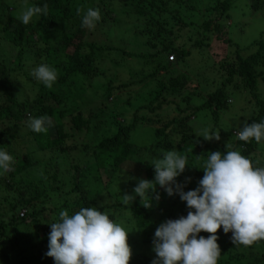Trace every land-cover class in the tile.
I'll return each instance as SVG.
<instances>
[{
    "label": "rangeland",
    "instance_id": "1",
    "mask_svg": "<svg viewBox=\"0 0 264 264\" xmlns=\"http://www.w3.org/2000/svg\"><path fill=\"white\" fill-rule=\"evenodd\" d=\"M33 1L7 0L0 2V32L7 26L11 18L19 19L21 10L33 5ZM72 1L81 9V16L90 7L100 11V20L94 28L88 29L81 26L83 42L87 45L95 43L97 46L117 48L116 51L98 59L99 74L95 79L91 81L81 74H71L67 78L68 82L61 84L60 79L67 76L65 66L68 65L61 53L58 54L59 58L53 65L49 64L57 69L58 78L50 88L45 87L43 83L34 78L32 71L37 65L46 63V58H38L37 53L33 52L27 56L26 65L18 68L14 63L17 50L7 48L6 46H9V43L1 38L0 63L7 65L9 79L13 82L16 96L21 102L36 104L43 94L59 93L60 99L56 103L59 110L67 114L66 120H68L70 114L77 113L80 110L85 112L86 116H97V120L91 125L89 132L75 137L74 141L67 142L65 145L51 150L42 151L30 144L34 140L29 134L30 129L27 127L26 122L25 125L16 126L7 121L5 116L0 115V147L13 158L16 155L23 154L32 156L34 167L18 177V180L31 182L43 179L45 184L48 185L52 181H47V177L56 174L59 181L65 183L64 191L73 188L72 184L69 186V182H76L75 176L78 175V171L72 167H78L80 176H78L77 182L79 184L83 183V186L92 193V197L97 203L95 207L103 209L104 212L110 215V218L120 223L129 232L127 242L132 250L130 259L132 264H151L155 256L152 251V240L156 227L165 221L166 216L171 212H177L181 215V210L185 205L177 195H173L171 198L165 197L166 193L164 191L163 194L153 190L151 193H145L142 198L133 192L137 180L140 179L141 169L148 163H153L154 153L145 151L141 156H136L127 161L115 172H113L112 161L106 171L94 172V169L89 172L90 176L82 177V174L86 168L95 164L93 159L94 148L104 139L115 136L117 132L116 121L125 119V124H131L136 115L135 110L143 104L150 103L151 93L158 85L156 81L148 80L145 77L153 74L157 67L167 65V58L170 61L171 55L164 54L161 59L158 58L157 64H151L146 60H139L137 57L128 58L123 54V51H126L137 56L151 51H162L161 47L151 49L150 42L153 40V36L145 31L146 18L144 16L139 17L132 6L112 0ZM224 1L153 0V4L162 9V12L159 13L156 10L154 13L152 12L159 21L162 23L165 21L177 23L180 19L182 23L187 25V27H176V36L178 37L176 45L187 47L191 51V56L183 62L171 66L173 68L171 72L175 73L174 75L184 74L188 78L185 91H183L180 98H176L181 109H186L188 106L203 105L208 95L221 88L222 83L228 80L230 76L229 69L235 63L236 54L240 52L244 57H247L254 53L259 45L264 44V0H262V4H258L256 11L251 7V0H234L232 8L227 12L228 19L221 16V9H219ZM145 5L149 7L146 2ZM223 18L225 21H223ZM207 23L210 24L208 29L205 30ZM218 25H221L222 33H217L216 28ZM70 30L65 22L56 24V29L51 34L46 35L47 46L52 49L56 48L63 35L70 33ZM167 75L170 76L166 71H162L156 80L161 81L164 79L166 83L168 82ZM1 79L2 72L0 70V81ZM239 80V78H235L233 84L230 85L229 108L221 113L218 126L228 136L233 135V138L229 141L234 142L237 149H240L241 141L234 136V133H237L243 124L249 120L254 106L244 98V94L241 92L242 89L236 90V87L241 85ZM126 82L131 84L128 90L111 91L113 87ZM259 89L260 94L263 96V81L260 82ZM233 91L237 93H232ZM238 91L243 95L239 94ZM169 98L172 99L168 96ZM129 102L130 104H128ZM9 104L6 92L0 90V105L6 108ZM177 114V107L166 106L163 109L162 116L171 120ZM137 116L147 119L153 117L148 110L140 111ZM58 124L56 120L49 121L45 131V142L57 138L56 125ZM141 126L142 124H139V130L131 135V141L144 147L148 146L153 140L154 129L151 128L153 125L149 127ZM191 126L201 136H204L205 132L210 135V131L214 127V121L211 119L209 112L198 113L191 120ZM179 140V138L176 140L177 144ZM262 153L264 154L263 151ZM262 153L258 151L257 155L259 156ZM187 161L189 162V160ZM7 172L0 171V179ZM93 175L99 177V183L93 180ZM181 177L183 178L182 175ZM25 185L26 183H22L19 186L8 187L3 180H0V212L8 207L7 201L14 198L13 194H15L16 188ZM48 193L51 195L52 200H43L37 205V208L61 207L63 203L62 195L51 192L49 188ZM59 193H62V191ZM124 195L132 196L133 200L125 203ZM135 204L142 206L151 204L148 208L143 207L149 212L156 213L155 215L163 214L162 219L160 221L156 220L153 214L149 216L145 228H138L135 221L129 216L130 212L124 209L126 206ZM21 213L22 216L24 211ZM49 217L52 220L58 219L56 214L49 213ZM31 233L34 235L33 230ZM208 235L210 234L207 233L205 237ZM216 235L232 239L231 232L224 233L222 228L218 230ZM35 238L34 250L46 253L48 243L46 242L45 246H42L39 244L41 240ZM47 240L45 239V241ZM138 255H142L140 261Z\"/></svg>",
    "mask_w": 264,
    "mask_h": 264
},
{
    "label": "trees",
    "instance_id": "2",
    "mask_svg": "<svg viewBox=\"0 0 264 264\" xmlns=\"http://www.w3.org/2000/svg\"><path fill=\"white\" fill-rule=\"evenodd\" d=\"M7 0H0L5 2ZM120 1L125 5L132 6L139 17L146 18L145 31L153 36L150 42L151 49L162 48V51H151L143 55H133L130 52L123 51V54L128 58L137 57L139 60H146L151 64H157L158 58H162L164 54L174 57V61H169L167 58V65L157 67L153 74L145 78L157 82V87L151 93L150 103L142 105L135 110V116L131 124H125L126 120L116 121V134L111 138L104 139L93 150V159L95 164L84 170L82 177L90 176L92 170L94 172H101L108 170L109 164L113 161V172L121 168L130 159L141 156L145 151L154 153L155 159L160 157L163 151L176 150L179 154L185 156L189 162L188 168L184 173L177 178L179 183L185 185L184 190H192L198 186L200 178L203 176L202 170L195 167H200L203 164L206 154L208 152H225L228 150H239L242 155L247 156L257 166H264V139L260 142L250 139L247 143L241 141L240 149L234 146V142L229 140L233 135L228 136L219 129L220 115L229 108V89L233 84L235 78H239L241 85L236 87V90H241L246 100L251 102L253 112L247 123L259 122L264 120V95L262 96L259 89L261 81L264 82V44L259 45L256 51L247 57H244L240 52L236 54L235 63L229 69L228 80L222 83V87L217 89L214 93L209 94L205 103L201 106L191 107L186 109L179 107L176 98L182 96L185 91L188 78L183 74L174 75L171 71L178 62H183L191 56V51L185 47L176 45V27H187L179 19L177 23L159 21L152 12L155 10L162 12L160 7L153 4V0H112ZM234 0H225L219 7L221 9V16L228 19L227 12L232 8ZM251 7L256 11L258 4H262V0H251ZM149 4V7L145 5ZM48 5V14L41 15L38 18L24 25L19 19L11 18L7 26L0 32V38L8 42L6 47L10 50H17V57L14 60L18 68L26 65V59L29 54L37 53L38 58H46L47 64L53 63L59 58L58 54H63L64 61L67 62V76L60 79L61 84L68 82V76L71 74H81L86 79L91 81L96 78L98 73L97 61L102 56L110 54L117 50L111 46H100L97 44H85L83 42V32L81 27L82 16L77 14L79 8L72 0H34L33 5L43 6ZM80 9V8H79ZM81 10V9H80ZM165 12V11H164ZM80 17V18H79ZM224 19V18H223ZM225 19L223 21H225ZM115 20V19H114ZM66 23L70 27V33L64 34L57 47L52 49L47 46L46 35L51 34L56 29V24ZM210 23L205 25V30L208 29ZM158 28V29H157ZM157 29V31H156ZM217 33H222L221 25L216 28ZM145 32V33H146ZM227 41V40H226ZM230 42V41H227ZM4 44V42H3ZM6 45V44H5ZM36 56V58H37ZM37 58V59H38ZM17 68V69H18ZM15 69V70H17ZM0 70L2 72V79L0 81V90L6 92L8 102L10 103L6 108L0 105V115L5 116L10 123L19 126L25 125L28 118L47 116L49 121L56 120L59 124L56 125L57 138L55 140L46 141L45 132L35 133L30 130V136L33 137L34 142L30 143L42 151L51 150L59 146L65 145L67 142L74 141L75 137L91 130V125L97 120V116H86L85 112L80 110L77 113L70 114L66 120V113L59 110L57 105L60 94L46 93L41 95V99L35 104L21 102L17 96L13 86V82L9 79V71L7 65L0 63ZM166 71L170 74L167 77L168 82L156 80L157 76ZM131 87L130 83H122L115 86L111 91L128 90ZM234 89V87H233ZM235 90V89H234ZM110 91V92H111ZM232 93H237L233 91ZM231 95V94H230ZM168 96L172 99H168ZM130 104V102L128 103ZM156 104V105H154ZM166 106H174L178 109V114L173 116L170 120L164 118L163 109ZM142 110H148L153 117L140 118L137 114ZM58 112V114H57ZM91 112V111H90ZM209 112L211 119L214 121V127L210 131V135L216 134L220 136L219 140H204V136L198 134L191 126V120L198 113ZM58 117V119H56ZM117 118V117H115ZM150 125L153 128V140L148 146H140L131 141V135L136 133L139 128ZM155 125V126H154ZM219 129V130H218ZM234 136L237 137L236 133ZM80 138V137H79ZM179 143H176L177 139ZM27 147V146H25ZM260 151L262 154L257 155ZM30 154L16 155L13 158L11 170L0 180H3L8 187L19 186L26 183L24 187L16 188L14 198L7 201V208L0 212V264H54L52 258L47 257L44 251H37L34 245V237L41 240L39 243L45 246L48 243V233L53 222L59 219L61 210L68 211L73 214L79 211L82 207H92L97 205L92 193L88 191L83 183L77 182L79 175L78 167L73 166L74 170L78 171L75 176L76 182L70 183L73 185L72 189L64 190V182H60L58 176L52 175L47 177V181H52L51 184H45L43 179L40 181L18 180V177L27 173L33 166V160ZM94 181L100 182L99 177L93 175ZM100 176V173H99ZM154 176V169L152 163L145 165L139 174L140 179L152 180ZM101 178V176H100ZM48 188L51 192H57V195H62L63 203L59 208H37L43 200L51 201L52 197L48 193ZM68 188V187H67ZM66 188V189H67ZM155 192L164 194V190L159 186L153 189ZM62 193H59L61 192ZM52 194V193H51ZM165 197H169L165 194ZM171 198V197H170ZM183 206L181 207V209ZM130 212L132 219L138 228H145L149 216L154 213L147 211L142 205L135 204L124 207ZM103 211V209H100ZM24 211L21 216V212ZM177 211V209H175ZM186 204L181 210V215L187 214ZM49 213L56 214L57 220H52ZM156 214V213H155ZM153 215L156 220L160 221L163 214ZM177 212H171L166 216L167 219H175L181 216ZM24 230V231H23ZM33 230V234L31 231ZM207 233L201 232L199 235L206 236ZM35 238V239H36ZM218 244L220 246L221 255L218 258L217 264H264V238L253 241L249 245L233 243V240L226 239L222 236L218 237ZM38 245V244H37ZM142 255H138L140 261ZM130 264H132L130 260Z\"/></svg>",
    "mask_w": 264,
    "mask_h": 264
},
{
    "label": "clouds",
    "instance_id": "3",
    "mask_svg": "<svg viewBox=\"0 0 264 264\" xmlns=\"http://www.w3.org/2000/svg\"><path fill=\"white\" fill-rule=\"evenodd\" d=\"M77 14L80 9L77 8ZM48 14V5H31L19 13L22 24ZM100 20L99 9L88 8L81 26L92 29ZM32 75L45 87H51L58 71L47 63L37 65ZM47 116L29 117L27 127L35 132L47 130ZM239 141L264 139V120L247 123L236 133ZM219 140L216 134H204V140ZM13 157L0 147V171L11 170ZM187 158L176 150L163 151L154 159L152 180L138 179L133 192L143 197L159 186L169 196L177 195L186 204V215L166 219L154 232L151 264H217L221 255L216 233L222 228L231 232L233 243L249 245L264 238V166H257L239 150L208 152L203 164L195 167L203 176L195 189L185 191L177 178L184 173ZM125 203L133 197L124 195ZM145 208L151 204L143 205ZM47 257L54 264H130L132 250L127 242L129 232L107 212L82 207L69 214L61 210L59 219L48 224ZM209 233L207 237L199 235Z\"/></svg>",
    "mask_w": 264,
    "mask_h": 264
},
{
    "label": "built area",
    "instance_id": "4",
    "mask_svg": "<svg viewBox=\"0 0 264 264\" xmlns=\"http://www.w3.org/2000/svg\"><path fill=\"white\" fill-rule=\"evenodd\" d=\"M170 61H174V57H170Z\"/></svg>",
    "mask_w": 264,
    "mask_h": 264
}]
</instances>
